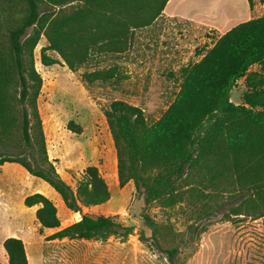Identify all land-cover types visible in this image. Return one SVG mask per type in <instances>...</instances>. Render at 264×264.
Segmentation results:
<instances>
[{
    "label": "trees",
    "instance_id": "16d2710c",
    "mask_svg": "<svg viewBox=\"0 0 264 264\" xmlns=\"http://www.w3.org/2000/svg\"><path fill=\"white\" fill-rule=\"evenodd\" d=\"M74 1L0 0V166H21L53 188L68 210L82 214L61 228L49 197L39 192L26 196L27 208L37 206L40 227L58 230L49 240L125 239L134 228L118 214L93 217L83 212L111 198L99 167H85L74 188L49 157L38 105L43 77L35 66V49L44 36L41 64H64L76 73L92 55L127 52L134 31L158 19L170 0H79L80 6L67 10ZM248 3L252 10L253 0ZM181 76L175 99L152 124L140 107L125 101L115 100L103 110L120 188L133 182L146 205L159 202L173 208L188 199H205L201 187H235L237 215L244 209L255 219L264 217V15L220 35L198 62L182 68ZM120 78L118 65L81 75L87 86ZM240 80L245 90L235 104L231 93ZM66 129L83 133L74 120ZM142 218L155 233L153 220L145 213ZM189 229L199 231L196 224ZM3 248L8 264H30L22 239L9 237ZM169 254L172 261L176 250Z\"/></svg>",
    "mask_w": 264,
    "mask_h": 264
},
{
    "label": "rangeland",
    "instance_id": "374dc122",
    "mask_svg": "<svg viewBox=\"0 0 264 264\" xmlns=\"http://www.w3.org/2000/svg\"><path fill=\"white\" fill-rule=\"evenodd\" d=\"M80 5L75 0L66 9ZM179 11H187L184 3L179 5ZM263 15L264 4L256 0L250 18ZM215 30L211 25L161 15L149 26L134 31L127 52L92 55L76 73L64 64L54 68L41 64L40 51L47 45L46 38L41 36L35 49V66L47 85L41 90L38 105L45 125L53 121L58 133L57 143L53 147L50 142L48 154L57 156L52 160L57 161L61 176L74 188L84 167L98 161L110 186L111 198L103 205L84 208L83 212L93 217L118 214L122 223L134 229L125 239L111 237L103 242L49 240L58 230L42 229L35 209L24 205L29 189L39 184H31L32 177L17 167L16 185L2 181L5 171L0 170V242L7 236L22 238L30 264H264V217L255 219L244 209L242 215H237L240 208L237 191L232 189L235 187L219 190L206 184L207 187H201L207 194L205 199H188L173 208L159 202L146 205L133 182L120 188L116 152L103 115L111 102L121 100L140 107L149 124L156 122L181 87L182 68L198 62L211 48L217 39ZM49 54L60 59L55 52ZM115 65L120 67L118 80L90 86L81 80L84 72ZM244 90V81L240 80L231 93L235 104L241 102ZM70 120L82 126V134L66 129ZM64 210L68 212L66 207ZM143 213L153 220L155 233L144 222ZM58 215L61 228L82 217L73 212L65 217L63 211H58ZM193 224L198 226V233L189 229ZM202 228L205 231L201 232ZM0 247V264H5L7 254L1 244ZM174 249L176 254L171 261L169 253Z\"/></svg>",
    "mask_w": 264,
    "mask_h": 264
},
{
    "label": "crops",
    "instance_id": "0c3cea01",
    "mask_svg": "<svg viewBox=\"0 0 264 264\" xmlns=\"http://www.w3.org/2000/svg\"><path fill=\"white\" fill-rule=\"evenodd\" d=\"M253 2H254V7L251 10L249 3H248V0H215V2L212 4L208 3L206 0H170L167 3V5L163 11L162 16H165V17H168L171 19L181 18V19H184L187 21L195 22L197 24L202 23V24L211 25L213 27V29H216L215 31H216V35L218 38L220 35L224 34L225 32L230 30L235 25L252 19V18H250V12H252L255 8L256 0H253ZM181 3H184V5L187 7V11H185V12L179 11V5ZM259 3H260V1H259ZM210 14L212 15L213 18L211 17ZM208 15H210V16L208 17ZM51 67L54 68L53 66H51ZM49 73L53 74V72H51V71ZM50 78H52V77H50ZM46 85L47 84L44 81L42 91H43V88L46 87ZM48 90H50V88ZM41 116H42V119L44 122V130H45V135H46V140H47L48 153H50V142H53L52 146L54 147L55 144L57 143L56 140L58 138V136H57L58 133H57V130L54 128L55 126L53 125V121H50L49 123H47V125H45L46 121L44 120V117L42 114H41ZM54 153H55V150H54ZM50 159H57V156L56 155L50 156ZM56 164H57V162H56ZM95 165L98 166L100 169L98 161ZM17 167L22 168L21 166H19L17 164H13V163H7V164L0 166V170L4 169V171H5L3 173V175L1 176L2 181L7 180L9 182V185L10 184L16 185L17 178H18L17 177V173H18ZM22 169H24V168H22ZM58 172H59V169H58ZM31 177L33 179L31 184L38 183L39 185L36 188L32 187L31 189H29L26 196L31 195L33 193H37V192L43 193L44 195L49 197L55 203L58 211H63L65 217H70L72 211L67 209L68 210V212H67L64 210L65 205H64L63 201H61L62 199L60 198V196L54 191V189L51 188L48 184H45V182H44V184L40 183L37 180L38 178L33 177V176H31ZM11 182H13V183H11ZM130 183L131 182H129L128 185ZM14 190H17V187H15ZM29 209H35V211H36L37 206L31 207ZM44 230H46V229H44ZM47 230H54V229H47ZM9 237L20 238L19 236H7L0 242V244L3 246V242L5 241V239H7ZM20 239H22V238H20ZM24 244H25L27 256L29 259L26 242H24ZM0 251H1V247H0ZM4 263L8 264V257L7 256L5 257ZM29 263H30V260H29Z\"/></svg>",
    "mask_w": 264,
    "mask_h": 264
},
{
    "label": "bare ground",
    "instance_id": "6f19581e",
    "mask_svg": "<svg viewBox=\"0 0 264 264\" xmlns=\"http://www.w3.org/2000/svg\"><path fill=\"white\" fill-rule=\"evenodd\" d=\"M112 151V150H111ZM112 153H113V151H112ZM62 201V200H61ZM58 205V204H57ZM63 206V205H62Z\"/></svg>",
    "mask_w": 264,
    "mask_h": 264
}]
</instances>
